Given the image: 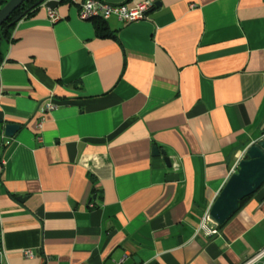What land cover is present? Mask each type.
Segmentation results:
<instances>
[{
  "label": "crops",
  "instance_id": "crops-1",
  "mask_svg": "<svg viewBox=\"0 0 264 264\" xmlns=\"http://www.w3.org/2000/svg\"><path fill=\"white\" fill-rule=\"evenodd\" d=\"M75 1L45 0L0 45L1 125H20L0 135L3 264H244L264 185L204 218L264 136V0H101L152 3L107 36Z\"/></svg>",
  "mask_w": 264,
  "mask_h": 264
},
{
  "label": "water",
  "instance_id": "water-1",
  "mask_svg": "<svg viewBox=\"0 0 264 264\" xmlns=\"http://www.w3.org/2000/svg\"><path fill=\"white\" fill-rule=\"evenodd\" d=\"M23 1L8 0L0 8V26ZM43 1L45 0H40L34 5ZM34 5L26 9L24 13H27ZM1 122L0 120V135L3 132V135L6 137H13L20 128V125L17 123L1 125ZM152 153L159 155L163 154V151L157 146H153ZM263 183L264 136L246 149L242 159L238 162L236 171L229 176L213 201L207 213L208 219L215 225L223 224L237 210L239 201L253 194Z\"/></svg>",
  "mask_w": 264,
  "mask_h": 264
},
{
  "label": "built area",
  "instance_id": "built-area-1",
  "mask_svg": "<svg viewBox=\"0 0 264 264\" xmlns=\"http://www.w3.org/2000/svg\"><path fill=\"white\" fill-rule=\"evenodd\" d=\"M73 2H76L73 0ZM79 4L78 16L80 19H93L101 18L107 20L111 17L117 20L128 23L145 19L148 15L149 9L152 7L150 1H136L132 3L124 2L119 4H110L101 0H82ZM47 16L51 22H54L60 18L55 7H46ZM56 107L55 103L48 101L46 103V109L48 111L53 110ZM43 119V118H42ZM42 119L39 121L38 126H41ZM10 138L4 141V144H9ZM3 169V164L0 160V172ZM208 217L204 218L207 221ZM209 220V219H208ZM210 233H215L216 230L209 228ZM22 254L26 257H31L32 253L30 250L22 251ZM5 256V249L2 243V229H1V217H0V264H3V258ZM264 257V248L259 251L255 256L251 257L244 264H252L258 259ZM77 264H85L84 262Z\"/></svg>",
  "mask_w": 264,
  "mask_h": 264
},
{
  "label": "trees",
  "instance_id": "trees-1",
  "mask_svg": "<svg viewBox=\"0 0 264 264\" xmlns=\"http://www.w3.org/2000/svg\"><path fill=\"white\" fill-rule=\"evenodd\" d=\"M8 0H0V8L7 2ZM40 0H24L8 17V19L6 21L3 22V24L0 26V45L1 42L4 40L9 39L10 37V33L12 28L14 27V25L21 20L24 17L30 16L34 13L35 9H37L42 3H39L37 5H34L36 2H38ZM32 5H34L27 13H24V11L26 9H28L29 7H31ZM95 23V27L97 29V33L99 35H112L109 32H103V30L107 29L105 26V21L101 18H93L92 19ZM13 23V24H11ZM3 60L1 51H0V63ZM264 185V183L260 186L262 187ZM259 187V188H260ZM258 188V189H259ZM250 196V195H249ZM249 196L244 197L243 199H241L239 201V205L245 200L247 199ZM238 205V206H239ZM222 225V224H221ZM221 225H216L217 227L221 226Z\"/></svg>",
  "mask_w": 264,
  "mask_h": 264
}]
</instances>
